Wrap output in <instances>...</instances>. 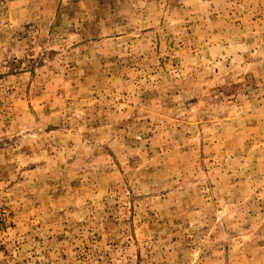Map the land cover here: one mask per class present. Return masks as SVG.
Returning a JSON list of instances; mask_svg holds the SVG:
<instances>
[{"label": "rangeland", "instance_id": "1", "mask_svg": "<svg viewBox=\"0 0 264 264\" xmlns=\"http://www.w3.org/2000/svg\"><path fill=\"white\" fill-rule=\"evenodd\" d=\"M0 264H264V0H0Z\"/></svg>", "mask_w": 264, "mask_h": 264}]
</instances>
